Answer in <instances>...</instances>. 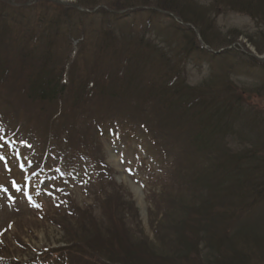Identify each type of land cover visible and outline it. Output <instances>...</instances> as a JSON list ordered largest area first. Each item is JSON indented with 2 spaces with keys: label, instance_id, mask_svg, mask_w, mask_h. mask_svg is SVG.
Returning a JSON list of instances; mask_svg holds the SVG:
<instances>
[{
  "label": "rangeland",
  "instance_id": "rangeland-1",
  "mask_svg": "<svg viewBox=\"0 0 264 264\" xmlns=\"http://www.w3.org/2000/svg\"><path fill=\"white\" fill-rule=\"evenodd\" d=\"M62 1L87 9L65 6L67 39L52 3L0 0V15L42 25L23 42L25 69L0 59V264H216L239 247L264 262L263 197L227 193L216 166L238 145L264 187V69L247 59L264 54V0H176L205 43L155 10L90 11L158 0ZM37 45L64 61L56 103L27 99ZM196 117L216 124L201 131Z\"/></svg>",
  "mask_w": 264,
  "mask_h": 264
},
{
  "label": "trees",
  "instance_id": "trees-1",
  "mask_svg": "<svg viewBox=\"0 0 264 264\" xmlns=\"http://www.w3.org/2000/svg\"><path fill=\"white\" fill-rule=\"evenodd\" d=\"M47 3V2H44ZM159 3V8L161 9H165V10H169L173 13H175L176 15H179V11L178 9L183 7V5L176 1V0H158ZM106 6L110 7V4L107 3H103ZM148 2H140V4H133L131 3V5L127 4L125 7H131V6H135V5H147ZM8 5V4H7ZM52 5L55 7L54 10H60L62 12H57L55 10V14H53V18L54 20L51 22V26L54 27H67V21L64 17V15L70 16V10H67V8L65 6H61V5H55L52 3ZM79 5L82 6H86V4L83 2L82 4L80 3ZM10 6V5H8ZM4 7H7L6 5H4ZM25 8V7H24ZM66 8V10H65ZM18 10V9H17ZM258 11V10H256ZM1 15H0V52L3 51L2 54H0V59L3 62H7L9 65L13 64L14 66L20 67L22 69L26 68V64H27V59L28 57H31V53L30 51H26L24 48L25 46L23 45V42H25V37H31L33 38V42L36 44L37 42L34 41L36 40L38 37L36 36V34H32L31 30H40V28L42 27V25H39L38 23H34L31 24L30 22H27V18H20L19 16L22 14L21 11L18 10L17 13H13V15H9V14H5L8 13V10L6 11H1ZM74 12L77 13L76 10H74ZM102 12V11H101ZM79 13V12H78ZM80 14V13H79ZM42 17V16H41ZM116 18H118L117 16H115ZM184 20V19H183ZM186 22H189L191 24L195 23V21L193 19H185ZM184 20V21H185ZM79 24V20L77 21ZM176 24V23H174ZM81 24H79L80 26ZM196 27H199L198 24H193ZM78 25H75V27H71L72 30L74 31H70L69 36H71V38H73L74 36H76L80 30L79 28L77 29ZM53 28L51 30V36L53 37H61V33H59L60 30ZM30 29V31L28 30ZM58 30V31H57ZM76 30V31H75ZM199 32L200 30H202L199 27ZM66 29L64 28V38L67 39L68 38V34L66 32ZM27 33V35H26ZM45 34V33H44ZM185 37L189 36L190 38V42L191 43H195V35L193 33L192 30L190 29H185L184 31ZM48 36V35H46ZM203 36V35H202ZM70 38V39H71ZM42 39H40L38 41V43L41 41ZM24 46V48H23ZM37 51H35L34 53L37 55L38 57V69L39 71H35V73L33 74V72L29 73V74H24L22 75V77L24 76V78L27 80V82L29 83L28 89H27V94H28V101H36L40 100L42 102H48V103H53L57 100V96L62 94L64 92V82L62 83L60 81V76H61V72H59L58 67H60L62 64H64V61L60 64V60L59 58L57 59L53 53L48 52V51H42L40 52L38 45L36 46ZM196 50H198L195 47ZM27 52V53H26ZM30 63V62H29ZM51 64V65H49ZM29 65V64H28ZM26 73V71H25ZM200 105V103H198V106ZM197 106V107H198ZM209 113H211L209 111ZM208 115V114H207ZM212 115V113H211ZM221 120L224 123V128H223V135L228 134V131L231 133L233 130L232 124L226 123L225 120L228 117H225L223 115H221ZM197 122H198V126H200L201 131L205 128L203 125L206 124V121L209 123L210 127L214 126L216 124L214 122H211L209 120H203V119H199L197 118ZM244 137V138H243ZM245 138L248 139L247 136L242 135V137L240 138L241 141L245 140ZM197 144V143H196ZM203 144H197L196 147H201ZM244 154V150L236 145L235 146V151H234V155L229 157L227 159V161L222 165L216 164V166L224 173V171L226 172L228 179L227 182L229 184H227L226 187V191L229 194H236L237 197L241 198L242 200H247V198H252L257 200V195H259V200L261 197H263L264 199V187L260 186V182L259 180H254L251 179V177H253V171H254V166L251 164H245L243 162V159H245ZM239 159V163L236 162V159ZM224 170V171H223ZM253 180V181H252ZM260 187V192L256 193V192H251L252 189H259ZM261 199V200H263ZM216 221H219V219H215ZM264 234V233H263ZM240 239H238L236 242H238ZM234 241V243H236ZM240 243V241L238 242ZM240 254L239 255L235 252H233L232 249V254H222L221 256H219V259L217 260L216 264H248L247 261L244 258V261H242V257L245 253V249L240 248ZM244 253H243V252ZM258 264H264V262L261 263V261Z\"/></svg>",
  "mask_w": 264,
  "mask_h": 264
},
{
  "label": "water",
  "instance_id": "water-1",
  "mask_svg": "<svg viewBox=\"0 0 264 264\" xmlns=\"http://www.w3.org/2000/svg\"><path fill=\"white\" fill-rule=\"evenodd\" d=\"M49 1H53V2H57V3H62V4H64L65 2L64 1H62V0H49ZM75 7H77L76 5H74Z\"/></svg>",
  "mask_w": 264,
  "mask_h": 264
}]
</instances>
